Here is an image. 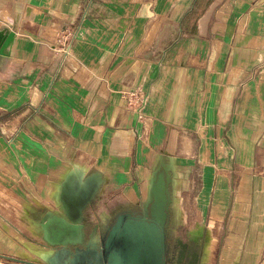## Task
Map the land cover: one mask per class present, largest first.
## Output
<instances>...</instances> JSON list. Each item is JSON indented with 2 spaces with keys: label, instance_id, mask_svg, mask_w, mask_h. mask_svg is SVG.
Wrapping results in <instances>:
<instances>
[{
  "label": "crops",
  "instance_id": "obj_1",
  "mask_svg": "<svg viewBox=\"0 0 264 264\" xmlns=\"http://www.w3.org/2000/svg\"><path fill=\"white\" fill-rule=\"evenodd\" d=\"M70 31L68 53H56L58 33ZM8 34L0 264L56 255L44 225L66 213L70 173L78 190L99 177L86 214L100 226L142 208L166 164L171 207L185 224L196 213L192 134L200 156L216 151L194 225L204 264L264 261V0H0V36Z\"/></svg>",
  "mask_w": 264,
  "mask_h": 264
},
{
  "label": "water",
  "instance_id": "obj_2",
  "mask_svg": "<svg viewBox=\"0 0 264 264\" xmlns=\"http://www.w3.org/2000/svg\"><path fill=\"white\" fill-rule=\"evenodd\" d=\"M13 38V34L0 36L1 55L5 54ZM73 179V173H70L62 185L61 199L66 213L61 218L50 219L44 225L45 239L51 246L65 248L82 240L86 210L101 187L97 175L89 177L82 185L84 195L81 200L78 191L70 193L69 188L79 186ZM169 185L170 167L163 164L153 174L148 201L143 206L142 214L133 217L127 212L115 221L113 232L104 243L107 250L106 264H166L163 229L172 204ZM125 218H128L127 224H124ZM109 249L111 252H108ZM49 264H52L51 261Z\"/></svg>",
  "mask_w": 264,
  "mask_h": 264
},
{
  "label": "flooded vegetation",
  "instance_id": "obj_3",
  "mask_svg": "<svg viewBox=\"0 0 264 264\" xmlns=\"http://www.w3.org/2000/svg\"><path fill=\"white\" fill-rule=\"evenodd\" d=\"M172 175L170 173L169 192L172 198ZM83 188V187H82ZM83 200L84 193L82 189L77 187L70 190V193H76ZM173 201V199H172ZM142 208L124 209L114 214L111 222L106 225H95L87 221L89 215L85 213V222L83 224L82 240L76 245H69L65 248L58 247L59 254H56L52 260V264H106V243L108 237L113 232L115 221L123 214L129 212L133 217H138L142 214ZM175 214L170 208L168 220L163 229L164 235V260L166 264H204V247L198 243L196 239L185 241L174 235L173 228ZM128 218H125L124 224H127ZM132 241L131 238H129ZM125 242V241H123ZM122 244V243H120ZM119 249V247H117ZM111 252V249L108 250Z\"/></svg>",
  "mask_w": 264,
  "mask_h": 264
},
{
  "label": "rangeland",
  "instance_id": "obj_4",
  "mask_svg": "<svg viewBox=\"0 0 264 264\" xmlns=\"http://www.w3.org/2000/svg\"><path fill=\"white\" fill-rule=\"evenodd\" d=\"M59 35H60V33H58V36L56 37V42L60 46L59 49H61V48L64 49L62 47L60 41L65 42L66 37L63 38V37H60ZM67 39H69V38H67ZM192 135L194 136L193 139H191V140H193V143L190 144L191 150H190V152L186 153V156H188V158L190 159L189 165L187 167V172L190 173L191 179H192V181L190 183V188H189L190 193H191L190 206L192 209H194V211L196 213L189 215V219L185 224H179V222L176 221V217H174L175 226L173 228L174 235H176L177 237H179L185 241H189V240L196 238V237H194V232L196 233L197 231H195L196 228H194V225H195V222H197L198 219H200V215L198 214V200H199L198 196L200 195V191L202 190V188L204 189V187H202V186L207 185V187H208V185H209V183H207V184L203 183L202 179L204 177L205 169H207V171H206L207 178H211L210 175L212 174V172H210V169L213 167L210 166V162L214 160V154L216 152L212 148H210L208 150L203 148V149H201L202 155L200 156V150L198 149V145L200 142L199 141L200 135L199 134H192ZM205 153H207V156L204 158ZM235 157H236V153H234L232 160H236ZM201 158H203V160ZM205 165H207V166H205ZM230 167L231 166H229V168ZM238 167H239L240 173L242 172V170H244L246 168V167H241V166H238ZM259 168H261V167L255 166V169H259ZM202 174H203V177H202ZM263 201H264V199H263ZM87 221L88 222L91 221L90 216L87 218ZM261 229H263V227ZM263 232H264V230H261L260 234L262 235ZM261 235H260V243L263 242V236H261ZM50 247L54 248L57 246H51L50 245ZM0 262H2V261L0 260ZM261 264H264V261H262Z\"/></svg>",
  "mask_w": 264,
  "mask_h": 264
},
{
  "label": "built area",
  "instance_id": "obj_5",
  "mask_svg": "<svg viewBox=\"0 0 264 264\" xmlns=\"http://www.w3.org/2000/svg\"><path fill=\"white\" fill-rule=\"evenodd\" d=\"M60 37H66V40H65V42H62V41H60L61 42V45H62V47L64 48V49H59V44L57 43V45L54 47V51L56 52V53H59V54H62V55H64V54H67L68 53V51H69V49H70V47H71V44H70V41L74 38V32L73 31H70V32H63L62 34H60L59 35ZM67 38H69V39H67Z\"/></svg>",
  "mask_w": 264,
  "mask_h": 264
}]
</instances>
